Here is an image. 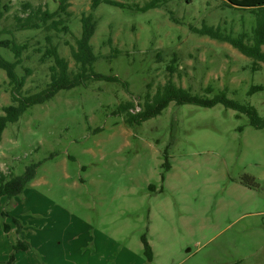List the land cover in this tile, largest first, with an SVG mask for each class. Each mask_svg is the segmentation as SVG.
Masks as SVG:
<instances>
[{
	"label": "rangeland",
	"instance_id": "1",
	"mask_svg": "<svg viewBox=\"0 0 264 264\" xmlns=\"http://www.w3.org/2000/svg\"><path fill=\"white\" fill-rule=\"evenodd\" d=\"M4 1L11 8L1 25L9 28L23 0ZM29 1L57 7L56 0ZM115 1L125 7L101 2L91 10L92 0H70L73 37L55 35L54 42L73 66L64 42L74 44L80 17L93 13L97 24L90 44L98 56L93 70L118 76L126 89L119 82L90 80L60 90L2 132L0 172L10 168L20 175L39 165L21 194L2 199L0 264H8L10 254L11 264H117V249L135 246L151 223L166 239L153 264H264V128L252 127L245 115L237 117L222 104L170 102L132 126L115 112L119 103H141L147 88L153 94L170 78L201 96L211 85L205 96L225 91L264 115V63L252 70L253 60L231 44L189 28L205 23L249 33L254 15L229 9L227 0H169L146 11L134 8L148 0ZM32 35V43L42 39L34 31L18 32L16 39ZM116 49L120 53L113 57ZM173 58L175 70L169 73ZM27 64L34 71L26 85L41 87L49 63L39 65L34 57ZM5 82L0 69V114L10 103ZM256 84L263 89L249 95ZM244 173L258 187L242 185ZM2 211L19 220V231ZM153 211L155 220L148 215ZM257 211L263 213L252 214ZM4 224L13 230L5 232ZM17 240L27 248L13 250Z\"/></svg>",
	"mask_w": 264,
	"mask_h": 264
},
{
	"label": "trees",
	"instance_id": "2",
	"mask_svg": "<svg viewBox=\"0 0 264 264\" xmlns=\"http://www.w3.org/2000/svg\"><path fill=\"white\" fill-rule=\"evenodd\" d=\"M168 1L148 0L142 6L135 5L134 9L146 11L150 8L162 7ZM56 2V9L50 10L41 4L23 0L19 2V9L11 14V27L4 28L1 24L3 19L9 14L11 6L9 2L0 0V69L5 72V85L10 97V103L1 108L0 139L8 123L16 122L20 115L29 107L52 99L60 90L71 89L80 85L84 86L90 80L119 82L124 85V88L125 86L127 87V82L120 80L118 76L104 75L93 70V64L98 59L90 44V39L97 24L93 13L82 14L80 17L81 32L78 37L74 38V44L67 41L64 42L74 62L73 66H70V61L60 54L58 43L54 42L55 35L62 34L65 36L71 34L73 37L68 26V19L71 15L68 10L70 0H56ZM101 2L120 8L125 7L122 2L115 0H92L91 10H94ZM225 3L229 9H240L254 15L249 33L242 31L234 34L232 28L226 29L225 27L221 28L218 25L213 26L205 23L200 27L189 25L190 30L200 36H208L211 39L231 44L242 54L253 60L252 70L260 69L261 65L259 62L264 63V0H227ZM171 18L173 20L172 15ZM21 31H34L40 34L42 39L38 38L32 43L35 36L32 35L19 41L16 39V33ZM106 43L110 44L111 38H108ZM29 48L32 49L29 50ZM115 52L116 55H113V57L120 53L117 49ZM34 57H37L39 65L49 63L46 68L48 80L41 87L40 85H26L27 78L34 71V68L27 63L32 61ZM107 57L110 58L111 56ZM174 63L175 58L171 59L166 66L169 73H173L175 70ZM148 89L141 103L135 105L131 101H126L117 105L115 112L124 114L126 125H138L160 114L170 102H174L176 105L194 104L201 107H212L216 104H222L225 108L235 110L237 117L242 114L245 115L252 127L264 128V115H260L254 106L248 103H240L233 98L227 97L225 91H219L212 97L205 96V94L213 91L211 85L203 89L205 94L202 96L192 94L191 89L175 84L170 78L163 84L157 85L153 94L149 93ZM262 89L261 85H251L248 94H253ZM38 165L39 163H33L27 166L20 175L13 174L10 168L8 172H0V205L3 198L9 201L12 197L24 191L35 178ZM238 180L248 188L258 187V182L252 175L244 173ZM151 187L152 185H149V188ZM1 215L11 218V221L17 226V231H19L21 224L17 218L11 216L7 211H2ZM10 228L8 224L3 226L5 232H8ZM141 242L147 261H151L152 251L145 234L141 235ZM12 249L25 250L26 244L17 240L13 244ZM13 256V254H10L8 264H11Z\"/></svg>",
	"mask_w": 264,
	"mask_h": 264
},
{
	"label": "crops",
	"instance_id": "3",
	"mask_svg": "<svg viewBox=\"0 0 264 264\" xmlns=\"http://www.w3.org/2000/svg\"><path fill=\"white\" fill-rule=\"evenodd\" d=\"M245 189H246V187H245ZM262 213H263V211H257V212H254L252 214L261 215ZM148 215L150 217H152V219L155 220L156 214L154 211L152 213L149 212ZM153 226H154V223H151L150 227L148 226L147 233H146V238H147V241H148V243L151 247V251H152V260L147 264H153L157 260L158 256L160 255V251L158 248L160 246H163L165 243V240H166V239H164L163 234L159 233L157 231V229L155 230V228ZM96 229L97 230L100 229V231L103 232L104 228L101 226H97ZM12 230H13V227H11L8 232L10 233ZM117 241H119V240L117 239ZM26 248H27V245H26ZM116 252H117L116 253L117 264H126V262H128V264H130L129 263L130 261H132L131 264H146L147 260H145L146 256L144 254L143 245L141 242V236H140V242L136 243L135 246L127 247L126 250H124V248L122 247L120 251L117 249Z\"/></svg>",
	"mask_w": 264,
	"mask_h": 264
}]
</instances>
